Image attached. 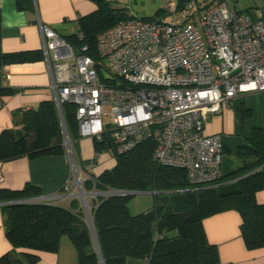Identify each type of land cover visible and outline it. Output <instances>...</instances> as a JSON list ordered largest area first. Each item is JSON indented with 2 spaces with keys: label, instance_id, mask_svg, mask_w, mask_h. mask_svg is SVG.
Wrapping results in <instances>:
<instances>
[{
  "label": "built area",
  "instance_id": "built-area-1",
  "mask_svg": "<svg viewBox=\"0 0 264 264\" xmlns=\"http://www.w3.org/2000/svg\"><path fill=\"white\" fill-rule=\"evenodd\" d=\"M165 10L169 21L131 18L100 32L96 58L39 22L50 98L76 105L79 137L100 140L109 130L124 153L154 135L155 162L184 168L192 185H211L221 178L223 143L204 125L237 95L264 91L263 12L252 16L227 0H168Z\"/></svg>",
  "mask_w": 264,
  "mask_h": 264
},
{
  "label": "trees",
  "instance_id": "trees-1",
  "mask_svg": "<svg viewBox=\"0 0 264 264\" xmlns=\"http://www.w3.org/2000/svg\"><path fill=\"white\" fill-rule=\"evenodd\" d=\"M96 8L76 19L77 29L61 35L77 51L87 46L86 53L97 57V35L119 21L140 18L125 8L112 6L107 0H93ZM185 0H178L181 5ZM157 11L150 20L166 14ZM57 32V31H56ZM82 35L81 38L79 35ZM41 49L4 52L0 49V69L4 65L42 58ZM101 80L102 70L98 69ZM12 91L0 87V99ZM1 101V100H0ZM66 131L71 140L79 137L76 105L61 103ZM244 110L243 115H248ZM156 145L153 135L128 152L117 153L111 131L101 139L93 138L95 154L112 151L115 163L99 174L91 173L82 182L85 192L99 191L107 195L91 198L89 210L99 253L85 224L80 202L72 198L67 206L43 201L16 203L41 196L38 186L26 183L21 189L0 188V202H5V236L12 248L0 256V264H30L41 251L56 252L63 236L73 244L78 264H125L128 258L145 259L147 264H221L216 245L210 243L203 220L213 214L236 210L241 217L240 234L247 249L264 247V204L255 199L264 188V132L254 127L250 136L238 148L242 167L230 174L237 190L222 193L219 186L192 185L186 170L162 165L153 160ZM64 153L63 133L54 101L42 100L36 109L23 112L20 128L4 129L0 133V162L21 156ZM97 157L90 160L96 164ZM182 192L181 212L154 204L146 211L132 214L126 195L112 191ZM10 202V203H7ZM102 263H101V260Z\"/></svg>",
  "mask_w": 264,
  "mask_h": 264
},
{
  "label": "crops",
  "instance_id": "crops-1",
  "mask_svg": "<svg viewBox=\"0 0 264 264\" xmlns=\"http://www.w3.org/2000/svg\"><path fill=\"white\" fill-rule=\"evenodd\" d=\"M112 6L125 8L135 17L153 16L164 10L168 0H107ZM239 11L253 14L260 7L264 19V0H227ZM96 8L93 0H0V49L4 52L41 49L42 40L39 22L50 26L61 35L76 31V19ZM148 11V12H147ZM253 16V15H252ZM169 21L166 12L160 16ZM8 78H0V87L12 91L1 97L0 133L4 129L20 128L23 112L36 109L42 100L50 99V73L44 57L36 60L7 65ZM248 111L244 116L243 111ZM259 127L264 132V91L241 93L222 105L219 113L209 117L204 125L208 134H219L223 143L220 163L221 178L214 184L222 193L237 190L234 178L228 177L242 167L237 156L244 138L252 129ZM73 158L80 167V177L84 180L92 172L90 156L92 147L87 137L72 140ZM94 150V148H93ZM101 167L98 173L110 168ZM95 166V165H93ZM66 152L21 156L0 162L2 181L0 188L21 189L26 183L40 188V199L52 204L67 206L70 194H74L75 175ZM156 204L172 207L181 212L184 207L182 192L159 193L153 191ZM255 199L264 204V188L257 191ZM154 203V204H155ZM0 202V256L12 246L5 236V212ZM240 214L233 209L206 217L203 228L207 240L216 245L221 264H264V247L247 249L240 234ZM38 259L30 264H78L77 252L70 240L63 236L56 252L41 251ZM125 264H147L145 259L128 258Z\"/></svg>",
  "mask_w": 264,
  "mask_h": 264
},
{
  "label": "rangeland",
  "instance_id": "rangeland-1",
  "mask_svg": "<svg viewBox=\"0 0 264 264\" xmlns=\"http://www.w3.org/2000/svg\"><path fill=\"white\" fill-rule=\"evenodd\" d=\"M105 111H107V109H105ZM110 119L111 118L109 115H105L103 118V121L109 122ZM87 139L90 141L91 147H92V153L90 156V160H92L95 156V152L93 150V138L87 137ZM69 141H70V138L68 137L67 131H63L64 152H66L70 161L73 162V160H72L73 156L71 157V152H70V149L68 146L70 144ZM71 150H72V148H71ZM114 160H115V158L112 154V151H106V152L100 153L99 157H97V159H96L95 166H93V168H92V172L98 173V171L101 167H104V168H105V166L107 167ZM74 162H75V160H74ZM75 169H76V172H75V179H74L75 183L74 184L76 187L74 190V194H70V197L76 198L79 200L80 205L82 206V209L84 211L85 224L89 228V227H91V217H90V212H89V210L91 208L90 199L97 197L98 195H100V196L107 195V193H102L99 191H93V192H88V194H87L83 189L81 191L80 187L82 185L83 179L78 176L79 169L76 167H75ZM80 192H82L84 195H80L79 194ZM25 202H34V201H25ZM155 202H156V197H155L153 191L135 193V194H131L128 197V208H129L130 213L136 214L139 212L146 211L147 209L152 207ZM168 209L174 211V209L172 207H169Z\"/></svg>",
  "mask_w": 264,
  "mask_h": 264
},
{
  "label": "water",
  "instance_id": "water-1",
  "mask_svg": "<svg viewBox=\"0 0 264 264\" xmlns=\"http://www.w3.org/2000/svg\"><path fill=\"white\" fill-rule=\"evenodd\" d=\"M56 110H57L58 115H59L60 125H61V129H62V133H63V131H66V126H65V123H64V120H63V116H62V112H61V106H60L59 103L56 105ZM80 190L82 191V187H80ZM86 193L88 194V192H86ZM111 193L115 194V195H126V194H130L131 195V194L141 193V192L140 191H132V190H129V191L118 190V191H112ZM38 198H40V196L30 197V198H27V199L13 201V202L22 203V202H25V201H34V199H38ZM7 203H10V202H7ZM88 229H89V231L91 233L95 249L99 253V247H98V243H97V240H96V234H95V231H94V227H93L92 221H91V227H89ZM101 263H102V260H101Z\"/></svg>",
  "mask_w": 264,
  "mask_h": 264
},
{
  "label": "bare ground",
  "instance_id": "bare-ground-1",
  "mask_svg": "<svg viewBox=\"0 0 264 264\" xmlns=\"http://www.w3.org/2000/svg\"><path fill=\"white\" fill-rule=\"evenodd\" d=\"M80 195H84L82 192L79 193ZM84 197V196H83Z\"/></svg>",
  "mask_w": 264,
  "mask_h": 264
}]
</instances>
